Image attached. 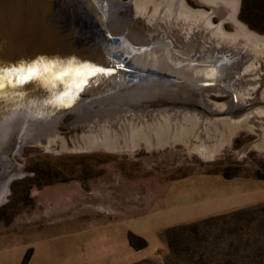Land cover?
Segmentation results:
<instances>
[{"label":"rangeland","instance_id":"rangeland-1","mask_svg":"<svg viewBox=\"0 0 264 264\" xmlns=\"http://www.w3.org/2000/svg\"><path fill=\"white\" fill-rule=\"evenodd\" d=\"M153 1L163 10L167 6V0ZM227 1L232 7L224 0H172L171 5L178 10L182 2L189 11L209 14L212 24L221 23L225 32L241 26L264 39V0ZM119 15L126 14L120 11ZM170 23L152 32L174 45L170 52L189 57L181 53L186 50L210 58L206 56L213 51L210 39L195 29L185 48L173 30L176 24ZM130 26L146 35L136 22ZM144 43L154 53L153 43ZM215 55L208 61L222 66L219 73L215 71L218 79L201 92L200 101L185 107L212 119L203 120L196 131L173 128L169 122L157 127L156 136H133L125 126L118 139H112L118 149L99 144L69 151L65 144L76 142L88 129H98L100 123L85 124L79 121L82 115L71 111L56 125L58 138L51 141L52 148L24 145L15 157L20 174L9 182L0 204V261L20 264L27 255L26 264H57L58 257L66 259L60 256H66L67 241L73 236L74 264H91L94 259L89 256L100 257L99 246L92 242L88 250L83 237L98 236L110 224L117 230L121 224L119 261L135 258L126 264H264V56L252 64L253 70L246 71L249 62L244 52L228 55V59ZM189 65L192 61L182 66ZM153 68L159 70L157 65ZM178 75L184 80L183 74ZM170 103L157 110L184 108ZM237 113H241L238 118L243 115L240 125L230 117ZM142 114L139 121L149 122L150 115ZM184 209L194 212L186 218L161 220ZM147 220L145 230L142 226ZM198 221L196 227L171 232V246L162 237L168 227ZM129 231L136 242L142 237L147 245L140 249L128 245Z\"/></svg>","mask_w":264,"mask_h":264},{"label":"water","instance_id":"water-1","mask_svg":"<svg viewBox=\"0 0 264 264\" xmlns=\"http://www.w3.org/2000/svg\"><path fill=\"white\" fill-rule=\"evenodd\" d=\"M32 1L16 0L19 8L15 5L14 8L9 9V0H0V40L5 39V43H8L15 50L17 48L18 53L16 55L18 57L14 61L6 62L0 60V65H3L2 67L4 68L2 69V74L0 72V79L3 81L2 86H0V96L13 95L15 101L20 103V101L24 100L20 104L26 105L25 109L21 108L24 110L23 112L19 111L17 113L18 110L13 109L17 103H13L12 108L2 106L0 103V126L1 128H9L13 122L16 124L29 123L30 119L27 116L38 114L47 116L46 122L48 124L41 125L31 137L25 138L16 147L12 146L11 148L13 149L9 150L8 156L10 159H8V156L7 159L12 166L10 168H0V174H3L0 178L3 177L6 181V193L9 182L16 174H20L12 156L15 157V155L19 154L24 145L33 144L31 143L32 140L54 133L56 125L68 112L76 110L90 112L95 109L114 107L115 105H120L119 103H127L126 105H134L144 110L166 107L170 102H172L170 103L171 105L190 108L187 103L200 101L201 92L211 86L209 83L213 84L218 79L213 67H216V70H218L222 66L208 60H211L213 55L216 56L215 54L223 58L231 55L230 51L222 52L217 50L214 51L215 54L212 52L210 56L205 54L207 57H210L208 59L204 58L205 56H199L200 54H198L197 59H194L192 53L189 56V61L188 57L179 53L176 54V52L175 54L174 52H170L174 56V59L176 58L180 61L174 64H167L169 67L159 66L161 56L157 55L156 44H153L156 53L155 51L151 53L150 46L145 44L144 41L136 43L125 34L127 31L123 33V30L117 32L112 29L110 15L97 6L96 0H40L43 4L41 12L38 8L35 12L29 10L34 4ZM13 12L23 15L24 20L14 16ZM5 17H8L7 19L10 18L9 21L12 20V23H9L8 29H6L4 23L1 24L5 20ZM3 27H5V30ZM14 28L22 29L23 35L15 32ZM119 34H122V36L119 37ZM97 35L100 37V40H98ZM37 37L40 40L33 41V38ZM152 40L156 41L154 38ZM2 46H5L4 42H2ZM27 47L31 49L28 50ZM25 49L33 56V61L31 63L21 62L29 65V67H25L24 69L14 66L17 65L15 61L19 62L23 57L27 58L29 56ZM144 52L150 53L149 60H147L149 63L147 65L137 64L141 61H138V57H135L133 60L132 56L135 54L137 56L140 53L144 54ZM150 55L153 59H151ZM191 61L194 69L197 67L201 68L197 72L212 71V74L209 77L205 76L203 79H196L197 83L193 77H189L188 80L186 78L182 80L178 75L180 74V68L177 69L175 66L181 63L180 70H184L186 67L182 65ZM35 62H37V66H35ZM43 63L64 67L57 74L65 80H56L52 82V86H54L53 88L58 86L64 87L63 91H70V97L65 101H60L57 106L50 105L41 100V98H32V95H36V93L40 95L42 93H33V90L30 88L33 82H25L26 79L23 77V74L30 71H42L45 68L41 65ZM198 63H202L203 68L201 65H197ZM154 65H157L159 70L154 69ZM241 65L242 63L237 68L241 67ZM72 66L89 71L99 68L102 71L97 72L95 75L86 74L83 78L79 74L82 70H74L75 68ZM171 69H177L178 72L172 73L169 71ZM181 74H183V77L186 76L185 72H181ZM213 74L215 75L212 76ZM68 75L73 77H69ZM38 80L42 79L39 78ZM34 82H37V80H34ZM87 82L92 87L88 88L86 86ZM152 83L154 84L153 86H151ZM82 87H87L88 91L91 90L92 95L86 92L87 89H83L80 91L86 93H78L72 98L73 94L78 89H82ZM186 88L191 91H186ZM26 91L33 93L31 94V99H36L32 100L34 103L29 104V100L26 102V98L21 100L22 95L27 94ZM20 106L17 108H20ZM33 108H37L38 111L33 110ZM9 111H14L13 113L17 115L11 116L12 113L9 114ZM97 145L98 143L94 144L91 148ZM76 149L87 150L89 147L72 148L69 151ZM0 164L5 163L0 162ZM6 193L0 199V204L4 201Z\"/></svg>","mask_w":264,"mask_h":264},{"label":"bare ground","instance_id":"bare-ground-1","mask_svg":"<svg viewBox=\"0 0 264 264\" xmlns=\"http://www.w3.org/2000/svg\"><path fill=\"white\" fill-rule=\"evenodd\" d=\"M30 1H32V0H30ZM224 1H226L227 5L229 7H232L231 2H229L227 0H224ZM32 2H34V4L29 8V10L32 12H35V11H37V8H38L41 12V10L43 8V4L40 2V0H38V1L34 0ZM173 2H174V0H173ZM8 3H10V5L8 7L9 9L14 8L15 5L17 6L16 0H9ZM96 3H97V6L99 8H101L103 11L105 10L106 13L108 15H110L109 18H111L110 21H111L112 29H114L117 32H121V30H123V33L127 31L128 34L130 35L129 37L133 38L131 40L135 41L136 43H141V41H144V42L146 41L147 43H150L152 41L153 44H156L155 46L157 49V55L161 56L159 66L169 67V66H167V64H170V63L174 64L175 62L177 63L178 61H180V60H177L176 58L174 59V56H172V54L170 53V51H172V49L174 48V45L172 46L171 44H166L165 42H162L161 38L156 37L157 35H160V34H157V35L152 34L153 31L158 29V26L163 25V24H168L172 21H173V23L172 24L170 23V24L171 25L176 24L177 29H173L171 26L170 27L177 33L178 37L180 38L179 40L182 41L183 44H185L184 47L185 46L187 47L188 36L191 35L192 31L194 32V30L196 29V30H198V32H200L199 34L202 33L201 36L204 35L205 37L210 39L211 49H213L212 52L220 50V49H222L221 50L222 52H224V50H225V52L230 51L231 55L232 54L237 55L240 52H244L243 57H246L245 62H249L246 65V68H247L246 71L253 70V67H251L252 64H254L256 61H258L259 57L264 56V39L263 38L257 37L256 35L248 32L245 28H243L241 26H238V27L236 26L237 28H236L235 32H232V33L225 32L223 27L221 26L222 25L221 23H218L215 25L212 24V21H211V18L209 17V14L202 13V12L189 11V10H187L188 8L186 9L183 6L182 2L179 4L178 10L173 9V7L171 5L172 0H167V6L165 7L164 10H163V8L161 9V7L158 5L159 3L156 4L153 0H130V2H128V3H122L118 0H96ZM17 7L19 8V6H17ZM120 11L124 12L126 15L120 16L119 15ZM13 14H14V16L20 17V19L24 20L23 15H20L17 12H13ZM103 14H104V12H103ZM7 18L8 17H5V20L3 22H1V24L4 23L6 29H8L9 23L10 22L12 23V20L9 21L10 18L9 19H7ZM131 22L132 23L136 22L137 24H139L141 31L144 32L146 35H147V33L149 35L141 36L135 30L131 29V26H130ZM5 27H3L4 30H5ZM14 29H15L14 30L15 32H17L20 35H23L22 29H20V28L19 29L14 28ZM171 32H172V30H171ZM153 38L154 39L156 38V41L152 40ZM39 40H40L39 37L33 38V41H39ZM98 40H100L99 36H98ZM191 41H192V39H191ZM193 41H195V40H193ZM0 42H1V44H0V60L6 61V62L14 61L15 58L18 57V56H16L18 54L17 48L15 50V48L11 47L8 43L6 44L5 39H3L2 41L0 40ZM2 42H4V44H5L4 47L2 46ZM217 45H229V46L228 47H222V48H216ZM196 46H198V45H196ZM196 46L194 48H196ZM229 47H233V49L232 48L229 49ZM185 48H183V49H185ZM27 49L29 50L31 48L27 47ZM27 49H25V51L29 54V56L27 58L23 57V59H21V61H19V62L15 61V63H17V65H14V66L22 68V69H24L25 67H29V65L23 64V63H27V62L31 63L33 61V56L30 55V53ZM234 49H235V51H234ZM179 50H178V48L176 49V51H178V52H179ZM110 51H112V50H110ZM124 51H127V50H124ZM190 52H192V50ZM212 52H211V54H212ZM155 53H156V51H155ZM181 53L191 55V54H188V52L186 50L185 51L183 50V52H181ZM149 54H150L149 52L148 53L144 52V54L140 53L137 56L135 54L134 56H132V59L134 60L135 57L136 58L138 57V61H141V62L137 63V64L147 65V63H149V62H147V60H149V58H148ZM197 56H198V54H195L194 59H197ZM208 56H210V54H208ZM150 57H151V59H153L151 55H150ZM188 60L190 61V58ZM21 62H23V63H21ZM35 63H36L35 66H37V62H35ZM193 63H195V62H193ZM41 65H43V68L45 67L42 71H40V70L30 71L28 73L23 74V77L26 79L25 80L26 82H28V81L33 82V84L30 85V88L33 90V93H36V92L42 93L40 95H38L36 93V95H32L33 96L32 98H41V100H44L48 104L57 106L60 103V101H65L70 97V91H67V90L63 91L64 87L58 86V87L53 88L54 86H52L53 85L52 82H54L56 80H65V79H62L61 76H59L57 74V73H60V70L63 69L64 67L56 66V65H52V64L47 65L45 63H43ZM2 66L3 65H0L1 74L3 72L2 69H4ZM192 66L193 65L187 66L188 68L190 67L191 69L185 68L184 70H180L181 69V63H179V65L175 66V68H177V69L180 68L179 69L180 73L185 72L186 76L184 78H186V80H188L189 77H193L195 79H203L205 76L209 77V75L212 74V71L211 72H206V71L197 72V70H194L193 69L194 67L192 68ZM72 67L75 68L74 70H82V68L78 69L77 67H74V66H72ZM149 67H151V66H149ZM166 67H165V69H166ZM7 68H9V67H7ZM213 68H215L214 71H217L216 67H213ZM31 69H34V68H31ZM177 69H171L169 71H171L172 73L178 72ZM89 72H90L89 70L83 69L82 71L79 72V74L82 75L84 78L86 76V74H88ZM70 73H72V72H70ZM218 73H219V71H218ZM68 76L73 77L71 75H68ZM39 78H41L42 80H38ZM34 80H37V82H34ZM67 82L70 84L69 81H67ZM89 85H90L89 82H87L86 86L88 88L92 87ZM153 85L154 84L152 83L151 86H153ZM50 86H52V87H50ZM63 86H66V85H63ZM87 87H82V89H78L77 92H75L73 94L72 98L74 97V95H76L78 93L84 94V93L88 92L91 94L92 91L91 90L88 91L89 89ZM83 89H87V91L86 92L80 91ZM26 92H27V94L22 95L21 100L26 98L27 99L26 102L29 100V104L34 103L32 100H36V99H31V94H33V93L28 92V91H26ZM160 94H162V93H160ZM23 101H20V103H23ZM0 103L2 106H7V107H11V108L13 107V105H12L13 103H17L13 107V109L18 110V111L15 110V111H17V113H19V111L23 112L24 111L23 109H25V107H26V105H22V104L18 103V101H15V99H13V95L12 96H9V95L0 96ZM119 104L120 105H115L114 107H106V108L91 110L90 112L89 111L84 112L83 110L74 111L76 113V115H78L79 117H80V115L83 116V117L81 116L79 121H82L83 123L85 122V124L92 122V123H94V125H96L94 121H100V123L99 124L97 123L98 125H96V127H99V128L95 129L94 131H92V129L91 130L88 129L89 133H84L83 135H81L80 138H78V140L76 142L72 143L71 145H69L70 143L65 144V142H64L65 147H68L71 149L72 148H85V147L91 148L94 144L98 143V145L102 144L107 149H111V150L113 149L114 150V149H118L119 146L117 145V143H113V142L116 140V138L118 139V134H119L118 132H122L125 130V126H128L127 128H129V132L133 136L134 135H141V134L143 135L146 133H152L154 136H156L157 135V127L161 126V125L167 126V124L169 122H171L172 125H174L173 128L184 129V128L189 127L188 129H190L192 131L193 130L196 131V129L199 128V126L201 125V122L203 120H205L206 122L212 121L211 118H206V116H204V114H201L200 111L193 110V109L171 108V109H166V110H161V109L157 110V109L152 108L150 110H144L142 108L135 107L134 105L133 106L126 105L127 103L126 104L119 103ZM19 105H21L20 108H17ZM55 106H53V107H55ZM21 108H23V109H21ZM33 110L38 111L37 108H33ZM13 112L14 111H9L8 113L9 114L12 113L11 116H16L17 114L13 113ZM250 112H248L246 115H248ZM42 113L45 114L46 112H42ZM142 113H144V114L147 113L150 115V117H149L150 121L149 122L146 121V123H145L147 125L146 128L144 127L145 126L144 122L139 121V120H142V119H140V117L143 118ZM168 113H171L172 116L170 117ZM241 113H243V112H241ZM241 113H237L235 115L230 116L233 119L235 118L233 120V123H235L236 125H240L241 122L243 123V121L241 120V118H243V117H240L243 115H240L238 118V114H241ZM46 117L47 116H43L40 114L29 115V116H27V118L30 119L29 123H24V124L23 123H17L16 124L13 122V124L9 128H6V127L1 128V126H0V162L5 163V164H0L1 168H6V167L10 168L12 166V164L10 162H8L9 161L8 159H10L8 156L9 150L13 149L11 147L12 146L16 147V145L19 142L23 141L25 138L31 137L36 132V129L39 128L41 125L48 124L46 122L47 121ZM124 120H130V122L124 121ZM178 123H181V124L178 125ZM0 125H1V122H0ZM50 134H47L45 137H41L42 139L39 138L36 140H32L31 143L41 144L42 148H52L51 147V141L52 140L56 141L57 140L56 138H58V137H56L54 135L55 133H50ZM112 139L114 141H112ZM200 140H201V138H200ZM118 142H121V141H118ZM202 143L198 144V147L202 146ZM193 145H189V146L192 147ZM261 145H263V144H261ZM120 147H122V145ZM211 148H212V146H211ZM191 149L192 148H190V150ZM206 151H208V150H206ZM209 152H210V150H209ZM208 154H211V152ZM17 155H15V157ZM7 156H8V159H7ZM15 157L12 156L13 160L16 162ZM5 188H6V181L3 177H1L0 178V199L6 193Z\"/></svg>","mask_w":264,"mask_h":264},{"label":"crops","instance_id":"crops-1","mask_svg":"<svg viewBox=\"0 0 264 264\" xmlns=\"http://www.w3.org/2000/svg\"><path fill=\"white\" fill-rule=\"evenodd\" d=\"M191 209H184L180 211V213L171 212L170 214L164 215L161 220H175L178 219V216L180 215L182 218H186L188 215L193 214V210L189 212ZM149 225L148 220L145 225L142 226V228H145L147 230V226ZM111 227V229L109 228ZM112 226V224L107 225L106 228H104L103 232L101 234L94 235L89 234L88 236H84L82 241L86 242L88 244L87 249L91 251V243H98L99 251H100V257L95 258L93 256H89V260L94 259V262H90L91 264H126L128 262L133 261L134 259H129L125 262L119 261L121 252H122V225L118 227L117 230H115L117 227ZM97 236V237H94ZM128 242V241H127ZM129 245V243H128ZM126 249L128 251L131 250L130 246H126ZM66 256L62 255L60 258H66L64 260H60L58 257L57 264H74V251H75V239L73 236H71L70 239L67 241L66 245ZM87 258V257H86ZM0 264H4L0 261ZM17 264V262L15 263Z\"/></svg>","mask_w":264,"mask_h":264},{"label":"trees","instance_id":"trees-1","mask_svg":"<svg viewBox=\"0 0 264 264\" xmlns=\"http://www.w3.org/2000/svg\"><path fill=\"white\" fill-rule=\"evenodd\" d=\"M203 221H205V220H203ZM199 222L200 221L194 222V223H188V224H178V225L168 227L163 231L162 237L165 241H167L168 245L171 246V240H170L171 232H177L181 229H185L188 227H196L197 225H199ZM136 238L137 237L132 232L129 231L127 233L128 242L134 249H140V248H143L147 245V240L145 238L140 237L139 242H136ZM27 259H28V256L25 255L20 264H26Z\"/></svg>","mask_w":264,"mask_h":264},{"label":"snow or ice","instance_id":"snow-or-ice-1","mask_svg":"<svg viewBox=\"0 0 264 264\" xmlns=\"http://www.w3.org/2000/svg\"><path fill=\"white\" fill-rule=\"evenodd\" d=\"M101 71H102V69L97 68V69L90 71L88 74L89 75H95L97 72H101ZM2 84H3V81H2V79H0V86H2Z\"/></svg>","mask_w":264,"mask_h":264}]
</instances>
